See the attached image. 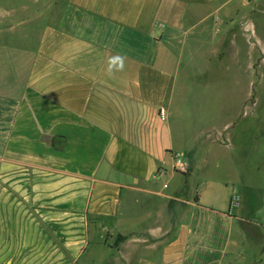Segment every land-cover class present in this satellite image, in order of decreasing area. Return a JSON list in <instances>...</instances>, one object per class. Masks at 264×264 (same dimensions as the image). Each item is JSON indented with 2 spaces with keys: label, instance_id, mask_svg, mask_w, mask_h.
<instances>
[{
  "label": "crops",
  "instance_id": "0c3cea01",
  "mask_svg": "<svg viewBox=\"0 0 264 264\" xmlns=\"http://www.w3.org/2000/svg\"><path fill=\"white\" fill-rule=\"evenodd\" d=\"M12 1L0 0V264H264V239L257 259L250 244L241 254L244 221L264 227L241 214L258 212L236 183L248 180L206 173L217 147L235 176L261 168L259 123L200 129L188 109L234 76L244 116L264 0ZM115 56L123 69L109 71Z\"/></svg>",
  "mask_w": 264,
  "mask_h": 264
},
{
  "label": "rangeland",
  "instance_id": "374dc122",
  "mask_svg": "<svg viewBox=\"0 0 264 264\" xmlns=\"http://www.w3.org/2000/svg\"><path fill=\"white\" fill-rule=\"evenodd\" d=\"M3 3H13L16 1L12 0H1ZM4 18L0 16V21ZM258 37V48H259V79L257 85L254 84L253 86V92L252 95L249 96L248 102L246 105H244V110L242 111L243 115L241 119H233L234 116L238 113V110L240 108V99L242 96V83L241 81L238 82L234 76L228 77V79H225L222 81L221 86L218 88L215 87H204L203 91H195L194 93H191V96L188 97L189 104L188 109L194 117L197 118V120H201L200 117H202V123H194L193 126L199 125V128L201 129V126L206 128L209 126H213L214 124L222 125L224 124L225 120H233L232 123H259V132L258 136L260 138L259 141L264 142V27L262 28V31L259 32ZM17 37V35H15ZM13 36V37H15ZM2 38H10L8 37H2ZM12 41V38H10ZM234 70H228V74H233ZM242 78V75L240 76ZM215 88V89H214ZM243 86V91H244ZM214 89V90H213ZM192 126V125H191ZM219 128V127H218ZM223 130L222 128H219ZM218 129V130H219ZM212 130V129H211ZM213 134L216 133V136L220 135L222 139H219L220 142L224 144H228L229 140L226 137H222L225 135V132L223 131H212ZM249 135V133H247ZM214 136V135H213ZM260 151L257 153V158L255 160H258V163L260 164L261 168L255 169L253 174L249 173V171L244 172V176L238 177L235 176L238 172L240 174V171L238 170L236 163L234 162V152H231V150L225 149V148H219L217 147L213 151V158L211 159L210 163L208 162V168L206 169V173L211 175H216L218 177H226L227 174H231L230 178L233 180H242L244 179L248 180V184L250 185V188L243 187V182L240 184L236 181L238 184L237 186L240 189V193L244 194V191H248L249 197H252V200L254 199V203L258 205V212H255L256 208L255 205L251 203L245 202V208L243 209V213L241 211V214L244 216L247 215V217L251 220L254 217H259L260 222L264 223V145H259ZM263 151V152H261ZM187 160V157H185ZM188 161V160H187ZM216 164L220 165V168L214 169V166ZM238 172H237V171ZM201 174V173H200ZM181 177H184L183 173H179ZM202 176V175H201ZM229 177V176H228ZM227 177V178H228ZM247 195V193H246ZM236 211V210H235ZM240 211L236 212L239 213ZM258 220V219H257ZM240 225H235L234 227V236L239 237L240 232ZM242 228L245 232L246 237L245 238V244L244 247L245 253L242 250V255L248 254V248L247 245L250 244V248H253V252H255V258L256 256L260 254V251L255 248V245L259 242H262L264 239V227H261L260 225H254L251 222L244 221L242 224ZM252 245V246H251ZM264 247V246H263ZM248 260L244 261H250V259L253 260L251 264H254L255 260L253 256L250 258L247 255ZM264 259V256H263Z\"/></svg>",
  "mask_w": 264,
  "mask_h": 264
},
{
  "label": "built area",
  "instance_id": "2783aa9c",
  "mask_svg": "<svg viewBox=\"0 0 264 264\" xmlns=\"http://www.w3.org/2000/svg\"><path fill=\"white\" fill-rule=\"evenodd\" d=\"M160 115L162 116V118L164 119L166 118V112L164 108L160 110ZM173 156H174V168L181 173L188 172L189 163L185 159V154L181 151H177L174 153ZM164 185L165 187H168L167 183H165ZM231 203L232 206H234L237 203V198L233 197Z\"/></svg>",
  "mask_w": 264,
  "mask_h": 264
},
{
  "label": "clouds",
  "instance_id": "9594fccd",
  "mask_svg": "<svg viewBox=\"0 0 264 264\" xmlns=\"http://www.w3.org/2000/svg\"><path fill=\"white\" fill-rule=\"evenodd\" d=\"M113 68H116L117 70L123 69V58L120 56H115L109 59V71H111Z\"/></svg>",
  "mask_w": 264,
  "mask_h": 264
},
{
  "label": "trees",
  "instance_id": "16d2710c",
  "mask_svg": "<svg viewBox=\"0 0 264 264\" xmlns=\"http://www.w3.org/2000/svg\"><path fill=\"white\" fill-rule=\"evenodd\" d=\"M123 239H125V237L122 236V235H119L118 238H117L118 241H121V240H123Z\"/></svg>",
  "mask_w": 264,
  "mask_h": 264
}]
</instances>
